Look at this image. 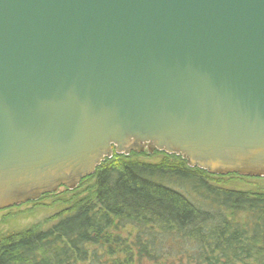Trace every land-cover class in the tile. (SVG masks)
<instances>
[{"label":"water","instance_id":"95a60500","mask_svg":"<svg viewBox=\"0 0 264 264\" xmlns=\"http://www.w3.org/2000/svg\"><path fill=\"white\" fill-rule=\"evenodd\" d=\"M145 148L264 178V0H0V211Z\"/></svg>","mask_w":264,"mask_h":264},{"label":"trees","instance_id":"16d2710c","mask_svg":"<svg viewBox=\"0 0 264 264\" xmlns=\"http://www.w3.org/2000/svg\"><path fill=\"white\" fill-rule=\"evenodd\" d=\"M154 155L114 154L74 190L24 204L63 202L50 227L2 233L0 264H264V188Z\"/></svg>","mask_w":264,"mask_h":264},{"label":"rangeland","instance_id":"374dc122","mask_svg":"<svg viewBox=\"0 0 264 264\" xmlns=\"http://www.w3.org/2000/svg\"><path fill=\"white\" fill-rule=\"evenodd\" d=\"M156 152L159 151L152 152L148 148H145V150L140 154L143 153L146 154L147 157H143L142 158L143 160L157 163L162 159V157L161 155H154ZM159 153H164V152H159ZM114 154L116 153L114 152ZM240 177H244V176H240ZM251 178L252 179H242V180L236 179L234 181L227 182V184L232 186L233 188H239V189H251L255 187L264 188V178H256V179L253 177ZM59 189L55 193H60L64 191L63 189L62 190ZM61 199H63V197ZM59 200L60 199L58 198H54V196H50L49 198H47L42 202L36 204H27V205L23 204L24 206L19 205L20 207L16 206L10 208V210L0 213V236L2 233H7L11 231L20 233L34 227L43 228V229L50 227L52 224V218L54 214L63 205V202H59ZM112 260L114 259L110 257H106L104 259L105 261L104 264L105 263L112 264ZM121 260L123 261V259Z\"/></svg>","mask_w":264,"mask_h":264}]
</instances>
